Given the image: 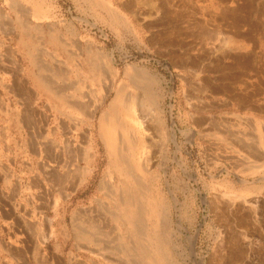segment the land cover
<instances>
[{"label":"rangeland","instance_id":"374dc122","mask_svg":"<svg viewBox=\"0 0 264 264\" xmlns=\"http://www.w3.org/2000/svg\"><path fill=\"white\" fill-rule=\"evenodd\" d=\"M58 2L106 53L103 65L87 56L89 65L80 63L78 74L43 48L39 66L30 67L39 78L29 71L28 80V66L13 47L12 21L5 12L0 17V250H12L18 264H58L59 258L60 264H264V90L242 104L223 94L209 97L202 73L182 74L174 66L170 26L164 27L163 45L158 27L147 35L118 36L70 2ZM170 4L164 6L169 17ZM15 5L26 19L28 9ZM19 37L20 45L28 42ZM49 39L54 42L55 35ZM250 84L243 91L250 92ZM121 87L128 108L113 113L110 104ZM90 104L97 108L94 116L86 114ZM107 118L146 179L147 195L134 203L157 262L146 256L149 248H141L140 235L119 209L124 197L130 199L122 183L130 179L111 166L103 136ZM145 123L158 146L151 166L134 162L130 139L133 126L146 132ZM108 174L115 176L113 198ZM96 226L113 232L97 235ZM2 255L0 264H6Z\"/></svg>","mask_w":264,"mask_h":264},{"label":"crops","instance_id":"0c3cea01","mask_svg":"<svg viewBox=\"0 0 264 264\" xmlns=\"http://www.w3.org/2000/svg\"><path fill=\"white\" fill-rule=\"evenodd\" d=\"M58 1L3 0L4 4L0 6V17L5 12L12 21L13 47L28 66L25 69L28 80L32 81L29 71L39 78L38 71L30 67L39 66L38 51L43 48L54 59L60 58L65 65L75 68L73 71L78 74H81L78 70L80 63L85 68L89 65L87 62L85 64L87 56L94 55L103 65L101 55L106 53L105 50L86 34L78 21L61 11ZM65 1L70 2L75 11L118 36L125 33L147 35L158 31L151 30L152 27H158L162 34L159 42L163 45L164 27L170 26L174 32V66L182 74L202 73V91L209 97L223 94L242 104L264 90V0ZM17 2L28 9V16L24 20L16 8ZM168 2L171 3V17L164 11V6H169ZM142 4L148 5L150 10L142 12ZM51 35H55L54 42L49 39ZM214 35L216 38L212 45H207L206 42L210 43ZM19 36L28 42L20 45L17 42ZM78 51L81 52L79 56L76 55ZM63 55L67 61L61 58ZM206 79H209V84ZM244 83H251L247 86L250 92L243 91ZM42 91L47 93L46 96H51L45 88ZM257 100L252 101L251 105H255L252 111L258 119L260 110L256 108ZM0 255L7 259L6 264H18L12 250H0ZM57 262L60 264L61 260Z\"/></svg>","mask_w":264,"mask_h":264},{"label":"bare ground","instance_id":"6f19581e","mask_svg":"<svg viewBox=\"0 0 264 264\" xmlns=\"http://www.w3.org/2000/svg\"><path fill=\"white\" fill-rule=\"evenodd\" d=\"M239 33V32H238ZM112 89V86L107 88V94L109 93V91ZM123 89L122 87L119 89L116 98L111 102L110 104V109L111 111H113V113H116V111L119 109V107H124L125 109L128 108V100L127 101H122V94H123ZM83 95V94H82ZM90 100V99H89ZM88 99L86 100V105L89 101ZM91 101V100H90ZM75 102V101H74ZM81 104H77V106L82 105ZM131 105V104H130ZM98 106V105H97ZM81 107V106H80ZM96 106L95 104H90L87 107L86 110V114L89 116H94L95 112H96ZM109 109V108H108ZM134 113V112H133ZM140 118H143L145 120V116L142 115V113L139 114ZM134 116V114H133ZM47 117V116H46ZM120 118V117H119ZM108 119V118H107ZM138 120V119H137ZM148 121V120H147ZM145 130L146 132L144 133V130L141 131L140 130H136L133 126L132 128V133H130V139L132 141L133 144V152H135V160L134 162H138L141 164H145V166H151L158 158V153L157 149V142L156 140L153 139V135L151 134V131L149 130V127L147 126V123H145ZM117 130V129H116ZM113 127V123L108 120H104V133L103 136L105 138V142L107 147L109 148L110 151V155H111V166L113 168H115L119 174L121 176H124L125 174L127 175V177L130 179L129 181L126 182H122L123 185L125 183V185H128V191H129V200L127 201L125 199V197L122 199V207H120V211L123 213V215H125L127 221H129V225L134 228V230H137L138 234L141 237V242L143 243V245H141V248H144L145 246H147L149 249V253L148 255H146L147 257H149V259L151 260V262H157V256L154 254V251L156 250V246L155 244L153 245L151 242L147 243L148 240L146 241V239H144V235L143 233H141L142 228H143V217L141 214V210L140 207L138 205H136L134 202L136 200H141L140 197L147 195V190L144 187V185H146L147 182H145L144 177L142 178L136 169V165L132 164L133 160H132V155H131V150H130V146L129 144L126 142V140L124 138H120L118 140L117 136H116V131ZM117 132V131H116ZM70 132L66 131V136H67V147L68 148H73V141L71 140V138L69 137ZM88 134V133H87ZM156 136V135H155ZM173 140H174V133H173ZM38 140V139H37ZM87 142V136L84 134L83 135V143ZM37 147V146H36ZM130 147V148H129ZM81 150H85L86 153L89 154V152H87L89 149H85V147L81 146L80 147ZM84 155V154H82ZM85 158L89 157V155H84ZM82 159V158H81ZM61 162V161H60ZM60 162L59 165H60ZM57 163V164H58ZM86 172V171H85ZM113 172V171H112ZM78 174V173H77ZM75 175V174H74ZM109 175V174H108ZM107 175V176H108ZM112 174H110L108 176V181L106 182L108 187L107 190L109 192V196H113L114 194H116V190H114V186H115V176H111ZM106 176V177H107ZM77 178V177H76ZM131 182V184H129ZM133 185L135 186V192L133 189ZM105 187V186H104ZM138 188V193L136 192ZM143 191L145 193H143ZM135 195V197H134ZM112 197V198H113ZM110 198V197H109ZM147 198V196H146ZM256 198V197H255ZM157 200V199H156ZM251 200V199H250ZM253 200V199H252ZM254 202H256L255 205H258V203L261 202L260 198H256L255 200H253ZM115 202H117V199L115 198ZM155 202V201H154ZM153 202V203H154ZM253 203V202H252ZM250 205V204H249ZM145 206V205H144ZM258 207V206H257ZM150 208V207H149ZM153 209V208H152ZM117 210V209H116ZM115 212H113L112 215H114ZM118 215V214H117ZM116 217V216H115ZM142 218V219H141ZM109 219V218H108ZM146 219V218H145ZM111 221V220H110ZM105 226L109 225V222H106L105 220L103 221ZM93 223V222H92ZM41 225V224H40ZM111 225V224H110ZM42 226V225H41ZM47 226V225H46ZM94 227V226H93ZM97 227V226H96ZM142 227V228H141ZM103 230L106 231V229H103L101 227V229H96V232L98 233L97 235H100V233L103 232ZM106 232H113V231H106ZM150 232V230H149ZM104 234V233H103ZM154 235V234H153ZM120 237L123 238V235L120 234ZM156 238V237H155ZM45 239V238H44ZM154 239V238H153ZM48 240V239H47ZM100 240V239H99ZM102 240V239H101ZM131 240V238H130ZM158 241V240H157ZM46 242V241H45ZM250 242V241H249ZM158 245V244H157ZM155 246V248H154ZM160 246V245H159ZM164 246V245H163ZM89 247V246H88ZM114 247V246H113ZM125 250V249H124ZM59 258V257H58ZM60 259V258H59ZM162 259V258H161Z\"/></svg>","mask_w":264,"mask_h":264}]
</instances>
